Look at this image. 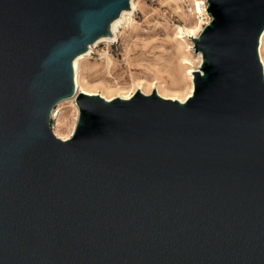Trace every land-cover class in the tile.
Here are the masks:
<instances>
[{"label":"water","instance_id":"water-1","mask_svg":"<svg viewBox=\"0 0 264 264\" xmlns=\"http://www.w3.org/2000/svg\"><path fill=\"white\" fill-rule=\"evenodd\" d=\"M206 3L181 103L75 90L130 0H0V264H264V10Z\"/></svg>","mask_w":264,"mask_h":264},{"label":"rangeland","instance_id":"rangeland-1","mask_svg":"<svg viewBox=\"0 0 264 264\" xmlns=\"http://www.w3.org/2000/svg\"><path fill=\"white\" fill-rule=\"evenodd\" d=\"M195 1L136 0L130 23L123 21L117 37L98 43L79 62L78 78L83 90L112 98L129 96L137 87L147 93L156 88L164 97L186 99L184 95L192 86L189 70L199 69L201 56L188 36H177L181 27H192L197 22ZM204 9L205 3L199 14L208 21L211 17ZM262 47L264 55L263 41ZM185 60L192 64H184ZM58 103L54 107L59 113L58 132L69 137L78 108L74 100ZM64 127L69 131L65 132Z\"/></svg>","mask_w":264,"mask_h":264},{"label":"bare ground","instance_id":"bare-ground-1","mask_svg":"<svg viewBox=\"0 0 264 264\" xmlns=\"http://www.w3.org/2000/svg\"><path fill=\"white\" fill-rule=\"evenodd\" d=\"M260 1L259 0H238L239 9H243L244 11H247V13L248 12H253V15H254V13H258L259 11H263L264 10V3L262 2V0H260ZM258 2H259V4H258ZM195 3H196V7H195L196 14H198L197 15V18H198L197 19V22L195 23V25L193 24L192 27H181L179 29V31H178V36H177V38H179V39H183L186 36H188V38L192 42V48H193V38H196L199 35V33L202 31L203 27L209 22V20L208 21L207 20H204L203 16L201 14H199V11H201L204 8V3H205V9L204 10L206 11V6H207L206 5L207 4L206 1H204V0H196ZM238 5H237V7H238ZM136 7H137L136 0H130V7H129V9H126V10L121 11L119 17L116 18L115 20H113L110 23V27H109L110 33L107 34V35H103V36L99 37L92 44H89L87 50L84 53L79 54L78 56H76L73 59V62H72V67H73V82H74V86H75L76 92H82V93L87 94V95H95V94H97V95H100L101 97H103L107 101H109V100H111V99H113L115 97L121 98V99H129L130 97H132V95L137 90H139L141 93L146 94V95L151 94V93L145 92L142 89V87H137L136 90H135V92L133 94L129 95V96L117 95V96H114L112 98H107V97L103 96L100 93H90V92H87V91L83 90V86L81 85L80 79L78 78V67H79L78 65H79V62L81 60L87 58L92 53L93 47H95L98 43L103 42V41H109L110 39H114V37H117V30L119 29V26L121 24H123L122 23L123 21L127 22L128 24L130 23V21L132 19L130 17L131 16V13H132V11ZM251 8H252V10H251ZM206 14H207V11H206ZM262 41L264 43V31H263V33L261 35L260 45H259L260 59L262 61L263 68H264V55H263ZM198 54L200 55V53H198ZM184 64H192V63L189 60H185L184 61ZM194 71H196V69L195 70H193V69H190L189 70L190 82H191L192 86L190 87V90L184 95L185 96L184 98H186V99L188 97L192 96V91H193V72ZM153 91H156L157 95H159L160 97L165 98V99L177 100V101H179L181 103H183L186 100V99L181 100V99H178V98H167V97H164V96H162V95H160L158 93V91H157L156 88H154ZM68 100H74V102H75V95H73L72 97L65 98L62 101H68ZM59 103H61V101ZM75 104H76V102H75ZM76 106H77V104H76ZM58 116H59V113L57 111V113L55 115V124H54V127H53V134L58 139L64 141V140L69 139L72 136V134L69 137H67L69 134L68 135H61L58 132L59 131V129H58V120H57V117ZM64 128L65 129H63V130L65 132L69 131V127L68 128L67 127H64Z\"/></svg>","mask_w":264,"mask_h":264},{"label":"built area","instance_id":"built-area-1","mask_svg":"<svg viewBox=\"0 0 264 264\" xmlns=\"http://www.w3.org/2000/svg\"><path fill=\"white\" fill-rule=\"evenodd\" d=\"M56 108H53L50 112V128L53 132V127H54V123H53V120H55V115H56Z\"/></svg>","mask_w":264,"mask_h":264}]
</instances>
